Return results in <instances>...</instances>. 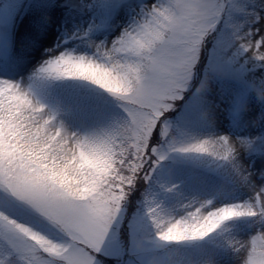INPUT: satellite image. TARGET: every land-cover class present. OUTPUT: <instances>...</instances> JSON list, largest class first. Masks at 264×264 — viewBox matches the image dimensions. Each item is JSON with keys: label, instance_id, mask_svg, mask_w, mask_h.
Instances as JSON below:
<instances>
[{"label": "snow or ice", "instance_id": "6c2138e0", "mask_svg": "<svg viewBox=\"0 0 264 264\" xmlns=\"http://www.w3.org/2000/svg\"><path fill=\"white\" fill-rule=\"evenodd\" d=\"M260 8L264 10V3ZM236 13L245 19L238 20ZM214 32L217 58L211 71L235 74L264 103V71L258 75L254 71L264 69V12L249 16L235 0H153L142 6L139 18L110 47L103 41L95 45L103 62L69 52L50 56L41 73L91 81L120 102L122 115L97 131H69L55 111L34 102L17 83L0 79V189L14 201L11 212L0 211L4 264H96L128 192L141 174L148 181L152 169L169 153L181 154L182 160L176 162L194 165L201 161L190 156L193 153L212 157L210 163L227 161L238 183L252 192L251 202L205 208L211 201L204 200L195 212L172 219L146 196L151 226L130 224L129 243L120 254L143 253L161 242L200 240L225 221L250 217L255 235L243 240L228 237L227 243L239 264H264V184L255 185L252 173L238 159L252 141L184 134L185 140L154 144L161 118L182 98ZM243 53H247L243 63L232 68ZM208 79L206 75L200 81L197 93L207 87ZM238 103L244 111L249 108L246 94ZM199 117L212 126L214 117L208 109L202 108ZM167 133L168 127H161V136ZM150 264L158 262L153 259ZM205 264L214 261L209 258Z\"/></svg>", "mask_w": 264, "mask_h": 264}, {"label": "rangeland", "instance_id": "374dc122", "mask_svg": "<svg viewBox=\"0 0 264 264\" xmlns=\"http://www.w3.org/2000/svg\"><path fill=\"white\" fill-rule=\"evenodd\" d=\"M152 2L0 0V79L17 83L34 102L55 111L57 120L63 121L69 131L85 134L107 127L122 115L117 99L91 81L78 77H49L41 73L40 68L50 56L60 52L103 62L104 58L95 45L103 41L106 48L110 47L111 41L139 18L142 6ZM235 2L243 5L249 16L264 12L260 8L264 0ZM236 17L240 21L245 19L243 13H236ZM216 36L214 32L207 39L182 98L174 101V106L161 118V127L167 126L168 133L161 136V127H158L154 133V144L159 147L173 139L179 142L186 139L184 134L196 138L218 135L246 137L252 144L247 151H240L238 159L252 173V182L260 186L264 184V176L260 175L264 170V103L257 100L254 92H248L247 83L235 74L222 75L211 71L217 58ZM223 36L221 33L220 38ZM246 57L247 53L239 55L237 63L231 67H238ZM254 71L258 75L264 69ZM206 75L209 77L207 87L197 93L196 89ZM75 86L81 87L79 95L73 93ZM245 94L249 103L246 111L238 103ZM81 101L86 105H81ZM202 108L208 109L214 117L212 126L200 120ZM190 156L199 157L201 163L176 162L182 160L181 154L169 153L168 158L152 169L148 181H144L141 174L128 192L121 214L106 237L101 252L96 255V264H150L153 259L158 264H205L209 258L214 264H239L227 238L243 240L255 235L256 226L251 224L250 217L225 221L200 240L161 242L159 247L143 253L129 255L125 251L120 254L121 247L129 243L130 224L137 228L151 226L147 218L146 196L159 204L172 219H180L189 211L195 212V207L204 200L211 201L205 208L251 202L252 192L238 183L227 161L210 163L213 160L210 156L195 153ZM172 184L176 185L175 189L167 191ZM142 191L144 196L140 193ZM193 198L196 203H192ZM13 207V199L0 189V211L11 212ZM5 250V246L0 244V252Z\"/></svg>", "mask_w": 264, "mask_h": 264}, {"label": "trees", "instance_id": "16d2710c", "mask_svg": "<svg viewBox=\"0 0 264 264\" xmlns=\"http://www.w3.org/2000/svg\"><path fill=\"white\" fill-rule=\"evenodd\" d=\"M80 88H81L80 86H78V87L75 86V87H74V90H73V93H74L75 95H79V93L81 92ZM85 101H86V100H85ZM89 102H90V101H89ZM81 105H86V104L84 103V101H81ZM116 109H118V108H116ZM139 179H140V178H139ZM139 179H138V180H139ZM139 184H140V183L138 182V183H137V187H138ZM141 188H142V187H141ZM141 188H140V189H141ZM140 193H141L143 196L145 195V194H144V191H142V192H140ZM107 264H109V262H108ZM122 264H123V263H122Z\"/></svg>", "mask_w": 264, "mask_h": 264}, {"label": "clouds", "instance_id": "9594fccd", "mask_svg": "<svg viewBox=\"0 0 264 264\" xmlns=\"http://www.w3.org/2000/svg\"><path fill=\"white\" fill-rule=\"evenodd\" d=\"M0 264H4V261L0 260Z\"/></svg>", "mask_w": 264, "mask_h": 264}]
</instances>
